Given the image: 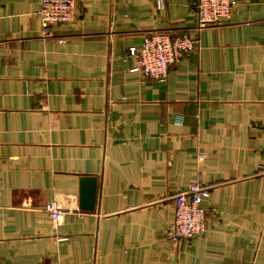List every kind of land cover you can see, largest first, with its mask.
Instances as JSON below:
<instances>
[{
  "label": "crops",
  "instance_id": "1",
  "mask_svg": "<svg viewBox=\"0 0 264 264\" xmlns=\"http://www.w3.org/2000/svg\"><path fill=\"white\" fill-rule=\"evenodd\" d=\"M153 1L75 0L45 37L41 0H0V264H264V0L200 32L197 0ZM154 31L200 37L165 81L128 52ZM83 175L94 211L72 209ZM194 182L216 211L175 244Z\"/></svg>",
  "mask_w": 264,
  "mask_h": 264
},
{
  "label": "built area",
  "instance_id": "2",
  "mask_svg": "<svg viewBox=\"0 0 264 264\" xmlns=\"http://www.w3.org/2000/svg\"><path fill=\"white\" fill-rule=\"evenodd\" d=\"M154 8L161 11L165 8V0H154ZM234 0H197L196 11L198 32L205 28L220 26L231 16ZM43 35L52 37L55 26L73 22L76 17L75 0H41L39 11ZM200 43V37L191 36L187 32L172 33L154 31L145 35L141 49L129 47L128 52L135 56L137 65L133 71L146 77L165 81L170 70L177 66L184 57L195 51ZM204 154L200 155L203 159ZM259 174H264V164L259 167ZM211 195V188L201 182H194L188 188L174 196L175 214L166 229L167 238L175 244L190 241L206 230L208 214L215 209L202 205L203 199ZM72 209L78 211V201L73 198ZM45 210L52 218L53 225L58 229L65 220L66 209L61 208L56 201L46 204Z\"/></svg>",
  "mask_w": 264,
  "mask_h": 264
},
{
  "label": "water",
  "instance_id": "3",
  "mask_svg": "<svg viewBox=\"0 0 264 264\" xmlns=\"http://www.w3.org/2000/svg\"><path fill=\"white\" fill-rule=\"evenodd\" d=\"M98 177L83 175L80 178L79 208L85 211H94L98 199Z\"/></svg>",
  "mask_w": 264,
  "mask_h": 264
}]
</instances>
